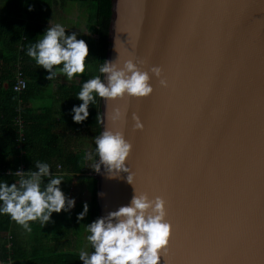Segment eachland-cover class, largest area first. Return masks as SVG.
I'll use <instances>...</instances> for the list:
<instances>
[{
  "label": "water",
  "instance_id": "water-1",
  "mask_svg": "<svg viewBox=\"0 0 264 264\" xmlns=\"http://www.w3.org/2000/svg\"><path fill=\"white\" fill-rule=\"evenodd\" d=\"M108 42L106 61L133 60L153 92L101 100L100 135L132 151L129 173L93 175L99 218L135 188L167 202L161 264H264V0H112Z\"/></svg>",
  "mask_w": 264,
  "mask_h": 264
},
{
  "label": "trees",
  "instance_id": "trees-1",
  "mask_svg": "<svg viewBox=\"0 0 264 264\" xmlns=\"http://www.w3.org/2000/svg\"><path fill=\"white\" fill-rule=\"evenodd\" d=\"M78 3L83 7L86 5L89 21L93 24L96 39L81 37L96 47L99 72L102 63L106 61L109 47L112 0H0V182H7L9 186L12 183L18 184L23 177L15 176L17 169L23 166L24 173L36 171L37 162L47 163L52 174L62 177L60 187L66 193L74 190V184H77L79 178L84 181L89 178L88 198L82 197L84 201L76 202L68 211L53 213L50 222L45 224L47 229L56 233V243L75 231L79 245L84 238L79 229L99 218L97 180L88 175L97 172L99 156L95 145L91 162L90 155L80 142L100 136L102 98L96 96L95 103L89 106L88 118L75 123L72 109L82 103L77 99L78 93L84 82L94 78L88 70V64L83 74L71 80L64 74L62 79L66 82L52 86L51 81H60L61 76L56 75L51 81L47 80V70L27 55V49L44 35V24L54 8L62 7L68 11ZM19 69L27 81V88L22 93L13 90ZM103 75L99 72L97 76L103 81ZM4 84H7L6 88ZM33 100L46 107H31L30 102ZM19 118L24 125L22 142L19 138ZM85 186L80 184L82 189ZM85 203L88 204L89 218L80 220L78 216L84 211ZM15 223L10 216L0 214V262L83 264L79 255L84 248L77 246L75 250H66L58 249V245L53 249L38 246L37 233L39 228H43L41 226H35L36 229L32 230L31 239L35 244L28 249L26 241L23 243L18 240ZM86 251L89 255L94 251L90 242Z\"/></svg>",
  "mask_w": 264,
  "mask_h": 264
},
{
  "label": "clouds",
  "instance_id": "clouds-1",
  "mask_svg": "<svg viewBox=\"0 0 264 264\" xmlns=\"http://www.w3.org/2000/svg\"><path fill=\"white\" fill-rule=\"evenodd\" d=\"M65 33L60 24L49 26L41 39L27 49V55L47 70L49 75L46 79L49 81L58 72L66 74L69 80L85 72L88 45L84 40H78L75 33L69 36ZM117 61L102 63L99 72L105 74L104 81L96 76L83 83L77 97L82 103L72 109L75 123L88 118L89 106L95 103L96 96L114 100L125 97L140 99L152 94L149 71L141 70L131 59L122 66ZM150 72L161 87H167L160 67L154 66ZM133 119L135 127L142 128L139 117L134 116ZM95 145L99 156L97 172L103 165L110 176L129 173L125 165L132 144L122 132L106 129L95 139ZM35 169L27 173H15V176L23 177L18 184L12 183L9 186L7 182H0V214L10 216L28 232L32 231L30 222L47 224L53 213L68 211L75 204L61 191L62 177L52 174L47 163L37 162ZM127 181L133 185L130 174ZM166 205L163 197L150 199L146 193L137 194L134 188L130 205L122 206L86 226L90 232L87 239L94 251L90 255L82 251L79 259L83 264H161V253L167 254L165 250L172 234V226L167 221ZM87 212L88 205L85 204L78 219L82 220Z\"/></svg>",
  "mask_w": 264,
  "mask_h": 264
},
{
  "label": "rangeland",
  "instance_id": "rangeland-1",
  "mask_svg": "<svg viewBox=\"0 0 264 264\" xmlns=\"http://www.w3.org/2000/svg\"><path fill=\"white\" fill-rule=\"evenodd\" d=\"M47 26L51 27L56 24H60L63 27L68 28V32L77 34L78 40L81 39L80 35L83 33H87L88 39H96L95 34H93V24H91V21H89L88 13L86 11V5L83 7L81 4H77L74 8H70L68 11L63 9L62 7H55L53 10V13L50 15L48 21L46 22ZM70 33L68 34V36ZM43 36V35H42ZM80 37V38H79ZM85 43L88 45L89 48V56L86 59V63L88 64V70L91 71L94 77L98 75V56L96 53V47L91 44V42L85 41ZM80 144L85 147L88 154L90 155L91 162H93L92 157V151L95 148V138L91 137L87 140H83L80 142ZM96 173H89L88 175H94ZM86 181L84 179L79 178L77 180L78 184H74V190L71 193H66L62 191L65 196L68 199H72L76 202H83L82 197H86L88 193L85 191V189L79 188L80 184H84ZM75 211V208H73ZM86 216V215H85ZM87 220V218H86ZM88 226V225H86ZM79 229L81 236L84 235L83 241L79 243V248H87L89 246V241L87 237L89 236V231L87 230V227ZM86 236V237H85ZM71 240H75V238L71 237ZM85 248V249H86Z\"/></svg>",
  "mask_w": 264,
  "mask_h": 264
},
{
  "label": "crops",
  "instance_id": "crops-1",
  "mask_svg": "<svg viewBox=\"0 0 264 264\" xmlns=\"http://www.w3.org/2000/svg\"><path fill=\"white\" fill-rule=\"evenodd\" d=\"M79 4H81V3H79ZM44 26L46 27L45 28V31H44V34H45L46 30L49 27L47 26L46 23L44 24ZM64 29H65V32H66L65 33L66 36H68L69 33H70V35L73 34L71 32H68V30H67L68 28L64 27ZM76 36H78V35L76 34ZM81 36H85L86 37L87 36V33H83V34L80 35V37ZM81 39H83V38L81 37ZM61 67H62V65H61ZM57 75L58 76L59 75L61 76L60 81L58 79H54V82L52 83V81H51V84L50 85L53 86L54 84H62L63 82L64 83L66 82V81H63V79H62L64 73L58 72ZM3 86L6 88L7 87V84H4ZM30 106L31 107H34L35 109H44L43 107H46L45 105L40 104V103H38L35 100H33V101L30 102ZM89 176H91V175H89ZM88 180H89V178H87L86 182L84 183L86 186H85V188H83V189H85V191H87L86 193H88V191H89L90 180L89 181ZM60 188H61L62 191H64L62 187H60ZM79 188H80V186H79ZM68 193H71V192H68ZM86 197L88 198V195ZM84 217H86L87 219L89 218L88 212H87L86 216H84ZM35 226H41V227H43V228H39L38 229V233H37V239L38 240L36 241V243L40 247L42 245V246H45L44 248H47V249L48 248H51V249H53L54 246L58 245V247H57L58 249H62L63 248V249H66V250H75L77 248V246H78V237L76 236L75 231L74 232H71L69 234V236H67L63 241H60V242L56 243V239H55L56 238L55 237L56 236V233L54 231H52L50 229H47L46 226H45V224H41L39 221L30 222V227H31L32 230H35L36 229ZM14 227H15V230L17 232L18 240L20 242H23V243L26 241L28 249L35 244L34 241L31 239V233H32V231L31 232L26 231L22 226H20L17 223H15ZM71 237L75 238V240H71ZM85 248L83 249V251L84 252H87L86 251L87 248L86 249Z\"/></svg>",
  "mask_w": 264,
  "mask_h": 264
},
{
  "label": "built area",
  "instance_id": "built-area-1",
  "mask_svg": "<svg viewBox=\"0 0 264 264\" xmlns=\"http://www.w3.org/2000/svg\"><path fill=\"white\" fill-rule=\"evenodd\" d=\"M26 88H27L26 78L23 76L22 71L19 69L14 81L13 90L14 92L22 93ZM18 124H19V138L20 141L22 142L24 139V125L21 118L18 119ZM18 147L20 148V145ZM58 168H60V166ZM17 172L24 173L23 166H20L15 173ZM8 173L11 174L12 172H8ZM0 264H13V262H9V263L0 262Z\"/></svg>",
  "mask_w": 264,
  "mask_h": 264
},
{
  "label": "snow or ice",
  "instance_id": "snow-or-ice-1",
  "mask_svg": "<svg viewBox=\"0 0 264 264\" xmlns=\"http://www.w3.org/2000/svg\"><path fill=\"white\" fill-rule=\"evenodd\" d=\"M169 243H170V241H169ZM162 254H163V253H161V257H162Z\"/></svg>",
  "mask_w": 264,
  "mask_h": 264
}]
</instances>
